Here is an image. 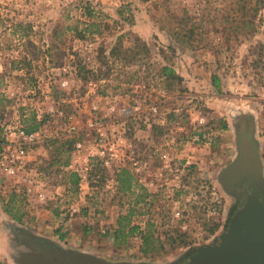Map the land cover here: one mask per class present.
Returning <instances> with one entry per match:
<instances>
[{
    "label": "rangeland",
    "instance_id": "374dc122",
    "mask_svg": "<svg viewBox=\"0 0 264 264\" xmlns=\"http://www.w3.org/2000/svg\"><path fill=\"white\" fill-rule=\"evenodd\" d=\"M0 18V157L37 133L14 176L0 164V264L83 253L67 221L107 263L185 264L264 206L247 173L219 181L245 137L264 183V0H0Z\"/></svg>",
    "mask_w": 264,
    "mask_h": 264
},
{
    "label": "water",
    "instance_id": "95a60500",
    "mask_svg": "<svg viewBox=\"0 0 264 264\" xmlns=\"http://www.w3.org/2000/svg\"><path fill=\"white\" fill-rule=\"evenodd\" d=\"M241 153L223 171L221 181L230 186L240 181L247 173L259 188L264 186L261 177V162L243 137ZM226 188V187H225ZM68 264H112L87 253H76ZM185 264H264V206L257 197L246 201L232 215L226 229L206 251L191 258Z\"/></svg>",
    "mask_w": 264,
    "mask_h": 264
},
{
    "label": "built area",
    "instance_id": "2783aa9c",
    "mask_svg": "<svg viewBox=\"0 0 264 264\" xmlns=\"http://www.w3.org/2000/svg\"><path fill=\"white\" fill-rule=\"evenodd\" d=\"M18 141H24V142H30L33 141L37 137L36 132H27L22 127H18L16 129L15 133ZM12 142V148H10L8 151L11 152L13 155V158L9 161L4 160V158L0 157V164L3 166V170L8 176H14L16 174L17 169L21 167V164L23 163V158L25 157V151L22 148L21 142ZM11 146V145H10ZM77 147H80V144H77ZM5 150L2 149L0 152V156L5 157ZM104 154V151L101 152ZM45 195L43 193H40L39 200H44Z\"/></svg>",
    "mask_w": 264,
    "mask_h": 264
},
{
    "label": "trees",
    "instance_id": "16d2710c",
    "mask_svg": "<svg viewBox=\"0 0 264 264\" xmlns=\"http://www.w3.org/2000/svg\"><path fill=\"white\" fill-rule=\"evenodd\" d=\"M87 10V13H85V15L88 17V18H91L92 16V12L89 10V9H86ZM242 10V9H241ZM245 14V13H242V15ZM5 19L3 18H0V21H4ZM245 21H253L252 20V17H248L246 19H243ZM115 49V48H114ZM163 71L164 73L166 74L167 73V69L165 67H163ZM80 72V71H79ZM27 132H31V131H34L35 130V127H31V128H27L25 129ZM1 138H0V151H1ZM77 181V177H75L74 181L76 183ZM118 227L114 230V239L117 241L118 240H125L127 235H128V230H126V225H129V218L128 217H119L118 220ZM136 228V227H135ZM142 239L145 243L146 246L150 245L151 243H153V240H152V237L150 235H147V234H142ZM154 244H152V247H153ZM54 250H55V253L56 254H53V262L57 263V264H68L70 263V257L75 255V253L73 252H68V251H62L61 249H58L57 247L54 246ZM65 255H68L67 257H65ZM52 262V263H53Z\"/></svg>",
    "mask_w": 264,
    "mask_h": 264
},
{
    "label": "crops",
    "instance_id": "0c3cea01",
    "mask_svg": "<svg viewBox=\"0 0 264 264\" xmlns=\"http://www.w3.org/2000/svg\"><path fill=\"white\" fill-rule=\"evenodd\" d=\"M65 170H70V166L65 167ZM43 192H45V190ZM45 199L42 201L40 200L41 207H42V208H40V210H44L49 214L50 210L46 206L43 205L48 201V199H46V200ZM71 208H72V212H75L77 210L73 206ZM72 212L70 211L69 216H71L73 214ZM54 213H56V212H54ZM74 227H75V225L69 224V222L67 221L65 223L64 227H59V229L56 230V232L58 234L57 237H59L63 241V242H60V244L62 246H65V248H68V249L78 250V251L83 252V253L91 254V255H94L98 258H102L103 260L109 261L107 259H104L103 255H98L97 253H93L89 248H87L86 245H84V243H82V245H78V242H76V239H78L79 237L76 236L77 234L74 235V233L72 232V228L74 229ZM65 228L67 231L64 233L63 231ZM79 246H81V247H79Z\"/></svg>",
    "mask_w": 264,
    "mask_h": 264
},
{
    "label": "flooded vegetation",
    "instance_id": "af4514ba",
    "mask_svg": "<svg viewBox=\"0 0 264 264\" xmlns=\"http://www.w3.org/2000/svg\"><path fill=\"white\" fill-rule=\"evenodd\" d=\"M244 204H245V203H244ZM244 204H243V205H244Z\"/></svg>",
    "mask_w": 264,
    "mask_h": 264
}]
</instances>
